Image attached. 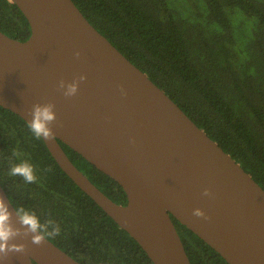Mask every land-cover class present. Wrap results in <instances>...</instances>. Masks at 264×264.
<instances>
[{
  "label": "water",
  "instance_id": "water-1",
  "mask_svg": "<svg viewBox=\"0 0 264 264\" xmlns=\"http://www.w3.org/2000/svg\"><path fill=\"white\" fill-rule=\"evenodd\" d=\"M30 27L24 41L0 32V106L28 125L33 106L54 104V137L42 140L68 178L143 249L153 264H190L171 217L228 264H264V190L172 99L83 16L72 0H9ZM79 82L66 97L68 85ZM64 82V89L60 82ZM59 142L115 180L118 204ZM210 195H204L205 191ZM0 264H81L21 223ZM199 209L206 218L196 217ZM42 235L40 232L38 233Z\"/></svg>",
  "mask_w": 264,
  "mask_h": 264
},
{
  "label": "trees",
  "instance_id": "trees-1",
  "mask_svg": "<svg viewBox=\"0 0 264 264\" xmlns=\"http://www.w3.org/2000/svg\"><path fill=\"white\" fill-rule=\"evenodd\" d=\"M89 23L264 190V4L254 0H72ZM0 32L19 41L27 19L0 0ZM106 196L122 187L59 142ZM27 161L37 177L11 176ZM0 185L16 209L37 216L40 233L81 264H153L138 243L60 169L42 138L0 106ZM190 264H228L171 217ZM59 226L60 233L50 237Z\"/></svg>",
  "mask_w": 264,
  "mask_h": 264
},
{
  "label": "clouds",
  "instance_id": "clouds-1",
  "mask_svg": "<svg viewBox=\"0 0 264 264\" xmlns=\"http://www.w3.org/2000/svg\"><path fill=\"white\" fill-rule=\"evenodd\" d=\"M85 77H80L76 82L68 85L67 90L64 92L66 97L74 96L77 93L79 82L84 80ZM60 88L64 89V82H60ZM54 104H46L41 106L36 104L33 106V110L30 113L32 120L29 124L30 130L33 135L40 139H52L54 137L51 128L49 127L56 120L55 113L53 111ZM11 176L22 177L23 180L28 183L36 182L35 169L32 164L27 161L13 164L10 169ZM204 195H210L206 190ZM16 215L21 223V226L26 228L29 233L34 234L32 242L36 245H40L45 238L43 235L38 234L41 229V224L37 216L23 208L16 209ZM196 217L206 218L203 211L196 209L193 213ZM12 213L9 212L8 205L4 203L2 197H0V259L6 258L11 252H22L23 246L10 243L18 235L19 230L15 229L12 225ZM60 228L57 226L52 233L48 236L54 237L59 235Z\"/></svg>",
  "mask_w": 264,
  "mask_h": 264
},
{
  "label": "rangeland",
  "instance_id": "rangeland-1",
  "mask_svg": "<svg viewBox=\"0 0 264 264\" xmlns=\"http://www.w3.org/2000/svg\"><path fill=\"white\" fill-rule=\"evenodd\" d=\"M254 1H257V2H260V3L264 4V0H254Z\"/></svg>",
  "mask_w": 264,
  "mask_h": 264
}]
</instances>
